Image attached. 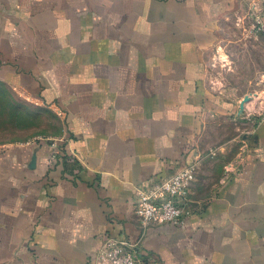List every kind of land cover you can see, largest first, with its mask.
Returning a JSON list of instances; mask_svg holds the SVG:
<instances>
[{
    "label": "crops",
    "instance_id": "obj_1",
    "mask_svg": "<svg viewBox=\"0 0 264 264\" xmlns=\"http://www.w3.org/2000/svg\"><path fill=\"white\" fill-rule=\"evenodd\" d=\"M237 3L0 0V87L61 119L55 138L0 147V264H89L107 236L144 264H264V117L182 226L133 211L217 106L205 66Z\"/></svg>",
    "mask_w": 264,
    "mask_h": 264
},
{
    "label": "rangeland",
    "instance_id": "obj_2",
    "mask_svg": "<svg viewBox=\"0 0 264 264\" xmlns=\"http://www.w3.org/2000/svg\"><path fill=\"white\" fill-rule=\"evenodd\" d=\"M236 1V10L226 12L215 28L205 66L207 87L218 102L204 115L192 145L197 174L190 197L196 207L245 152L264 117V0ZM5 89L0 87V147L59 134L61 119L55 111Z\"/></svg>",
    "mask_w": 264,
    "mask_h": 264
},
{
    "label": "built area",
    "instance_id": "obj_3",
    "mask_svg": "<svg viewBox=\"0 0 264 264\" xmlns=\"http://www.w3.org/2000/svg\"><path fill=\"white\" fill-rule=\"evenodd\" d=\"M52 146H57L54 140ZM56 153L55 149L51 161ZM196 174L197 162L185 156L182 161L175 162L164 176L138 186L134 193L133 211L140 226H182L195 211L190 194ZM89 264H144V259L138 242L121 236H107L101 240Z\"/></svg>",
    "mask_w": 264,
    "mask_h": 264
}]
</instances>
